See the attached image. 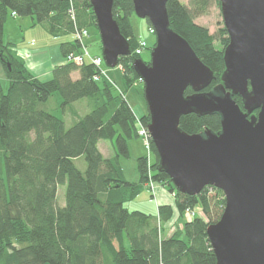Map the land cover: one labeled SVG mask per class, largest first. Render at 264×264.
<instances>
[{"label":"trees","instance_id":"obj_1","mask_svg":"<svg viewBox=\"0 0 264 264\" xmlns=\"http://www.w3.org/2000/svg\"><path fill=\"white\" fill-rule=\"evenodd\" d=\"M214 1L221 7L220 0L167 2L170 26L214 71L215 79L205 90L222 82L224 50L229 43L225 26L212 34L195 22ZM13 12L32 16L52 36H72L60 42L65 59L53 67L50 78L35 76L15 44L4 39L5 22ZM134 12L132 0H114L113 16L131 48L116 66L125 88L137 86L139 75L133 62L142 58L134 52L139 39L130 19ZM91 25L97 26L90 0H0V64L10 81L7 91L0 81V264H217L207 227L224 211L223 191L212 185L198 195L177 190L169 175L158 170L152 139L150 151L156 159L138 158L141 182L144 185L151 179L168 186L176 203L159 205L156 215L125 206L128 192L133 196L140 188L125 179L119 162L120 155L129 154L128 139L139 136L137 114L125 90L118 91L106 78L94 79L100 69L92 62L68 60L69 54L88 49L85 37L78 38L76 32ZM76 71L79 77L74 79ZM192 92L188 87L186 94ZM56 93L61 95L58 101L63 108L87 99L91 109L80 115L72 108L75 119L67 127L63 114L44 106ZM234 98L243 106L240 96ZM141 119L148 124V109ZM180 126L190 133L222 128L219 114L190 113L181 117ZM100 140H111L116 154L105 157ZM82 156L85 171L75 163ZM59 185H66L62 206L57 201ZM196 207L201 208V215L163 235L176 210L181 218L187 208Z\"/></svg>","mask_w":264,"mask_h":264},{"label":"water","instance_id":"obj_2","mask_svg":"<svg viewBox=\"0 0 264 264\" xmlns=\"http://www.w3.org/2000/svg\"><path fill=\"white\" fill-rule=\"evenodd\" d=\"M132 1L156 29L150 61L137 58L133 67L144 79L158 170L182 193L198 195L209 185L223 191L224 211L207 227L217 264H264V0H220L229 43L222 82L212 90L205 88L214 71L170 26L169 0ZM90 3L104 62L116 67L131 48L113 16L114 0ZM190 113L219 114L221 130L185 131L181 117Z\"/></svg>","mask_w":264,"mask_h":264},{"label":"rangeland","instance_id":"obj_3","mask_svg":"<svg viewBox=\"0 0 264 264\" xmlns=\"http://www.w3.org/2000/svg\"><path fill=\"white\" fill-rule=\"evenodd\" d=\"M185 3L189 4L190 0H182ZM5 22L6 32H5V40L9 37H14L16 39H21L19 35L22 33L24 34L26 27L29 26L30 32L35 36L34 38L37 40V45H45L46 50L50 51L51 55L55 54V45L56 42L59 43L62 40L71 39L72 36L70 35H63L60 37L52 36L46 29L45 24L42 23H35L31 24L34 20L32 16H20L12 17L11 15L8 16ZM131 23L134 29L135 36L137 38H144L147 40L148 46L141 54V57L148 61L151 58V48L154 46L157 36L156 33L151 34L149 32V21L146 18L139 17L135 12L130 17ZM23 20L26 22H30L29 24H25ZM195 22L207 27L212 34H217L218 30L224 26L223 16L221 12V7L217 3V1L212 2L209 10L207 13L199 15L195 17ZM27 25V26H25ZM89 35H87L84 39L86 45L88 46V51L93 56H96L98 53L102 55V41L100 32L97 26L91 25L88 27ZM38 34V36H37ZM46 36V38H44ZM12 39V38H11ZM8 41V40H7ZM18 43V42H16ZM218 43V42H217ZM60 49V47H59ZM61 51V50H60ZM50 59V58H49ZM103 68L108 72V74L115 79L118 86L125 90L127 101L133 108L136 107L137 104L143 105L144 108L147 109V103L144 95V83H141L137 86H129L125 88L122 84L121 80V71L118 67H108L106 64ZM4 70V69H3ZM0 81L2 87L5 91H7L9 87V79L5 77V73L2 72L0 68ZM61 97L59 93L54 94L49 101L44 105L47 109L53 111L54 113L60 115L63 114L66 120V126L69 127L75 117L72 115L71 110L72 108L77 110L80 115H84L88 113L91 109V106H88L87 99H82L75 102L72 107L67 106L63 108L59 105L58 98ZM111 146V140H106ZM128 147H129V154L128 155H120L119 162L122 167L124 177L126 180L137 183L140 188L137 190V193L133 196L130 195L131 191L128 192V197L125 200V206L130 210L139 209L145 211L147 213H152L154 215L157 214V202H156V193L157 190L153 192L150 188L149 184H142L141 182V174L138 169V158L140 156H147L150 157V160L153 162L156 159V155L154 151H149L145 145L144 139L142 136H132L128 139ZM112 150V156L116 154V152ZM107 148L105 147V152H107ZM150 155V156H149ZM76 165L79 167L80 170L85 171L87 168V163L85 158L79 157L75 160ZM161 184L157 185L159 188ZM164 186V185H163ZM66 185H59L58 187V194H57V201L60 206L64 205L66 202ZM174 198V197H173ZM176 203V202H175ZM174 206V205H173ZM184 220H188L184 214L183 217L179 218V213L176 210V215L173 217V220L168 222L166 232L172 233L174 232L179 226H181V222ZM165 235V232L164 234ZM43 264H50V263H43Z\"/></svg>","mask_w":264,"mask_h":264},{"label":"crops","instance_id":"obj_4","mask_svg":"<svg viewBox=\"0 0 264 264\" xmlns=\"http://www.w3.org/2000/svg\"><path fill=\"white\" fill-rule=\"evenodd\" d=\"M12 17H17L13 16ZM24 23L26 24V20H23ZM28 22L27 24H29ZM31 24H35V21L33 20ZM37 24V23H36ZM27 26V25H25ZM6 27H4V39H5V32H6ZM31 30L29 29V26L26 27L25 33L19 35L21 39H16L17 41H13L15 44V48L18 52V54L24 59L27 67L31 70V72L41 78H50L51 77V72L53 67L62 61H64L65 57L62 55L59 47L60 43L59 41L56 42V45L54 47L55 49V54L51 55L50 51L46 50L45 45H37V40L34 38L35 36L30 32ZM38 36V34H37ZM12 38V39H11ZM46 38V36H44ZM8 41L15 40L14 37H9L7 39ZM18 42V43H16ZM93 54H98V53H93ZM50 58V59H49ZM0 68L2 72L4 73L3 67L0 64ZM119 68V67H118ZM120 69V68H119ZM72 77L74 79L79 77V72L76 71L72 74ZM133 107V106H132ZM134 111L136 112L137 115L141 116L147 112V109L143 107L141 104H137L135 108H133ZM106 140H100L99 141V148L103 155L105 157H110L112 154V150L116 152V148L111 141V146L108 142H105ZM105 147L107 148V152H105ZM129 148V147H128ZM156 202H157V213H158V206L161 204H170V205H175V198H173V195L169 189L168 186H163L161 185L159 188L156 189ZM168 224L165 225V235H170L171 233L166 232V227Z\"/></svg>","mask_w":264,"mask_h":264},{"label":"built area","instance_id":"obj_5","mask_svg":"<svg viewBox=\"0 0 264 264\" xmlns=\"http://www.w3.org/2000/svg\"><path fill=\"white\" fill-rule=\"evenodd\" d=\"M73 16H74V12ZM13 15L16 16V12H13ZM149 32L151 34L156 33V29L154 28L153 25L149 26ZM87 35H89L88 30L83 28V29H78L76 32V36L80 39H83L84 37H86ZM148 43L147 40L140 37L138 39V44L135 46L134 52L136 54H142L143 51L147 48ZM86 59H88L90 62H92L96 67H98L100 69V73L99 74H95L94 79L95 80H100L101 78H106L110 83H112L115 88L122 92L121 88L112 80L111 76L108 74V72L103 68L104 66V59L102 56H93L92 54H90V52L88 51L87 47H84L82 49V51L80 53H71L68 55V60H73L75 63L77 64H83ZM141 83H144V79L142 77L139 76V78L137 79V81L134 83V85H139ZM137 129H138V134L139 136H142L145 142V145L147 147V149L150 151V141H151V135L148 129V124H144L142 122L141 116L137 115ZM150 156V155H149ZM150 160V157H149ZM150 188L153 190V192L157 189V185L158 183H155L154 181H148V183ZM173 197L175 198V193H172ZM201 208L200 207H196V208H187L184 211V216L187 219H192L195 216L201 215Z\"/></svg>","mask_w":264,"mask_h":264}]
</instances>
